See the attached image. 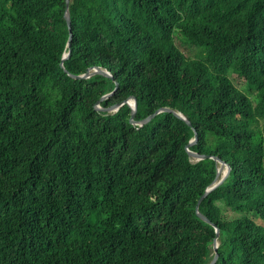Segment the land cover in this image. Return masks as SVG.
<instances>
[{
    "label": "trees",
    "instance_id": "trees-1",
    "mask_svg": "<svg viewBox=\"0 0 264 264\" xmlns=\"http://www.w3.org/2000/svg\"><path fill=\"white\" fill-rule=\"evenodd\" d=\"M69 11L72 32L66 0H0V264H209L216 227L215 264H264V0ZM95 66L112 78L69 75ZM131 97L137 121L191 125L96 110ZM195 132L231 167L212 224L220 165L189 156Z\"/></svg>",
    "mask_w": 264,
    "mask_h": 264
},
{
    "label": "water",
    "instance_id": "water-1",
    "mask_svg": "<svg viewBox=\"0 0 264 264\" xmlns=\"http://www.w3.org/2000/svg\"><path fill=\"white\" fill-rule=\"evenodd\" d=\"M69 7H70V0H66V12H65V19L67 21L68 27L70 32H72L71 30V16H70V11H69ZM71 41H72V33H70V37L68 40V44L67 46L70 47L71 46ZM71 55V50H69L68 53H66L63 57V61L61 63V66L64 67V61L66 59H68ZM67 73L68 71L65 70ZM102 75L105 77H110L112 78V74L107 71L106 69L99 67V66H95L92 68H89L85 74L82 75H73V74H69L71 77H73L74 79H88L91 78L94 75ZM113 95V93L107 94L104 97H102L101 101L106 100L107 98L111 97ZM124 104H128V106L132 109L131 112V117H130V123L132 125L135 126H143L145 124H148L152 119H154L157 115L161 114V113H173L175 116H177L178 118L184 120L185 122H187L189 125H191V122L180 112L174 111L168 107H164L161 108L159 110H157L154 114L148 116L147 118L141 120V121H137L135 120L136 115H137V99L134 97L129 98L128 100H126L125 102L121 103V104H115L113 106H110L109 108H102L100 106V102L96 105V110L98 111H103V112H108V113H114L117 112ZM198 141V135L195 132V136L194 139L189 143V145L187 146V151L189 153V156L193 159H195L196 161L202 160V159H206V158H212L214 160H216L219 163V168L217 171V176L216 179L213 183V185L206 191V193L202 196V198L200 199L197 207H196V211L198 216L205 222L212 224V222L205 216L203 215L200 211H199V205L202 202V200L214 189H216L219 185H221L226 178L229 176L230 172H231V167L224 161H222L221 159H219L218 157H213V156H207V155H201L197 152H194L192 150H190V148L195 145ZM213 226H215L213 224ZM216 227V226H215ZM219 236H220V230L219 228L216 227V239L214 241V257L212 259V261L209 264H215L218 260L219 254H218V247H219Z\"/></svg>",
    "mask_w": 264,
    "mask_h": 264
},
{
    "label": "rangeland",
    "instance_id": "rangeland-1",
    "mask_svg": "<svg viewBox=\"0 0 264 264\" xmlns=\"http://www.w3.org/2000/svg\"><path fill=\"white\" fill-rule=\"evenodd\" d=\"M181 49L188 56H191L195 52V48L191 47L190 45H187V46L186 45H184V46L181 45ZM239 87L243 88L245 86L239 85ZM226 216H227L228 219H233V218L237 217L238 215L233 214L231 212H227Z\"/></svg>",
    "mask_w": 264,
    "mask_h": 264
}]
</instances>
